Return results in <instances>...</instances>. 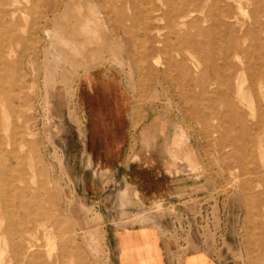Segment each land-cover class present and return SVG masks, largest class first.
I'll return each instance as SVG.
<instances>
[{
    "label": "rangeland",
    "instance_id": "374dc122",
    "mask_svg": "<svg viewBox=\"0 0 264 264\" xmlns=\"http://www.w3.org/2000/svg\"><path fill=\"white\" fill-rule=\"evenodd\" d=\"M221 10L220 24L206 7L178 30L160 0H0V147L21 168L14 186L43 187L62 219L52 247L37 234L30 264H120L117 231L144 224L181 256L264 264V0ZM209 56L223 76L242 73L240 125L227 127L214 92L179 100V61L209 78ZM4 208L0 197V264H17Z\"/></svg>",
    "mask_w": 264,
    "mask_h": 264
},
{
    "label": "bare ground",
    "instance_id": "6f19581e",
    "mask_svg": "<svg viewBox=\"0 0 264 264\" xmlns=\"http://www.w3.org/2000/svg\"><path fill=\"white\" fill-rule=\"evenodd\" d=\"M160 1L163 4H165V6L168 8V11L162 14V18L167 19L170 22V24H172L174 27L176 26V28L180 30L186 27L188 24L192 25L193 22L190 21L188 23L187 20L190 17H192V15L195 12L197 11L203 12L204 8L206 7L208 8L207 12L209 13L208 15L210 17L207 19H210L212 22H214V25L220 24L222 19L228 16L227 12L221 10L222 5L224 6L229 5V3L232 2L237 5L239 10L242 4L244 2H247L248 0H160ZM257 17L259 16L257 15ZM177 37L180 43L188 42V39L185 38V34L183 36L182 34L178 33ZM189 43L193 51L197 52L201 49L200 45H198L195 41ZM209 45L211 46L212 42L209 43ZM231 48L235 51L239 49L237 45H233ZM74 49L75 48L72 45L71 51H74ZM235 57L236 59L239 60L238 54L236 52H235ZM258 59L261 60V58ZM204 64L205 66H208V64L212 66L211 69L212 76L209 78H207L205 72L199 70L200 64L196 60L191 59L190 67L193 69V71L198 73L197 76L191 75L190 73L191 68H189V66L185 63L184 59H181L179 61L177 68L178 70L181 71L182 78H180L181 81L178 84L177 92L180 102L185 103L187 101H191L195 105L200 99L203 98L212 102L213 97L212 94L209 95V93L214 92L215 101H218L219 104L222 105L224 109L221 115L223 119L228 122L227 127L231 125L233 120L238 125L242 124L245 118V114L243 112V107H245L244 101H246L245 91L243 88L244 80L241 77L242 73H240L239 75L237 74L236 78L233 77L232 74L223 76L221 71L216 67L215 60H213L211 56L208 57V59L205 61ZM260 72L261 73L259 74V78L256 79L255 81L264 80V70ZM255 81L251 83V87L255 85ZM213 88L214 90H212V92H209V90ZM196 108L195 110H193V114L197 119L198 111ZM210 112L213 113L212 109ZM258 117H259L258 124L263 125L264 108L260 109V114ZM180 141H181V146L184 147L182 136L180 138ZM12 151L14 152V149H12ZM5 154L6 153L2 150V146H1L0 147V197L3 200V205L5 207L3 212V217L4 218L8 217L11 220L10 221L11 228H7L4 231L3 236L5 235L10 236V244H11L10 247L12 248L10 250H12L11 251L12 256L17 261V264H22L21 263L22 259H26L25 264L28 263L30 264L36 261V259H39L40 256V252L37 249L40 248L41 246L36 243L37 234L42 232L43 235L47 238V247L51 246V242L54 243V241L51 240L55 239L57 235L60 234V232H62V219L60 218L53 219V215H54L53 210H55L54 204L50 197V194L44 191L43 187L31 190L26 185H24L22 188L14 186L12 180L10 179L11 178L10 174L12 172H18V170L21 168L18 164H16L13 167H8V164L6 163L7 160ZM14 155L16 156V154ZM188 159L189 158H186L184 160L189 165L192 166L191 161H189ZM19 174L20 173H18V175ZM18 182L20 183L23 182L22 177L19 178ZM46 204L51 206V208H46L45 206ZM91 232L94 236L95 243L96 244L99 243L96 240L95 227H91ZM51 251H49V253H51Z\"/></svg>",
    "mask_w": 264,
    "mask_h": 264
},
{
    "label": "crops",
    "instance_id": "0c3cea01",
    "mask_svg": "<svg viewBox=\"0 0 264 264\" xmlns=\"http://www.w3.org/2000/svg\"><path fill=\"white\" fill-rule=\"evenodd\" d=\"M115 239L120 264H223L206 248L191 250L181 256L179 243L163 237L159 228L153 225L119 230Z\"/></svg>",
    "mask_w": 264,
    "mask_h": 264
}]
</instances>
